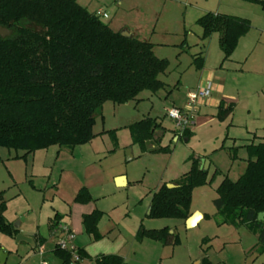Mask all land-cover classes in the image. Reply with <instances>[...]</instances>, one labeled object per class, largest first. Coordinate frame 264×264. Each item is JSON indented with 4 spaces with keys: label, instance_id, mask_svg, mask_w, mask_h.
<instances>
[{
    "label": "rangeland",
    "instance_id": "374dc122",
    "mask_svg": "<svg viewBox=\"0 0 264 264\" xmlns=\"http://www.w3.org/2000/svg\"><path fill=\"white\" fill-rule=\"evenodd\" d=\"M77 2L91 12H105L107 17L100 18L112 29L126 30L152 42L155 55L168 61L159 75L165 86L155 93L144 90L137 100L126 103L105 101L93 125L95 136L86 143L73 147L50 145L25 157L21 156L23 150L0 146V192L6 202L5 217L17 227L18 223L33 226L39 222L40 232L47 234L50 218L59 212L58 222L64 223L63 217L71 208L69 197L84 186L92 196L89 202L104 212L99 221L103 233L120 231L131 244L140 241L135 237L140 224L144 228L170 226L179 236L178 243L171 246L176 254L188 251L197 256L204 252L215 264H251L253 259L254 264L262 262L264 252L251 250L257 242L255 232L245 224L221 223L213 199L222 177L236 180L245 170L246 145L252 142V132L248 131L252 124L245 123L250 117L247 108L256 114L261 105V119L264 117V10L249 0ZM209 11L246 17L251 22L229 59L222 60L218 33L200 39L201 27L196 20ZM200 54L204 57L203 68L196 69L193 57ZM210 72L215 75L207 79ZM208 80L222 86L224 93L237 96L240 105L234 107L231 117H214L199 126L194 125V115L205 112L208 98L197 100L200 111L193 115L189 127L193 132L173 139L174 123L167 111L184 107L187 93ZM210 95H214L213 90ZM145 116L155 117L165 130L156 129L154 139L147 141L142 150L132 142L127 125ZM161 146L169 150L155 149ZM191 156L210 161L208 178L217 170L212 182L196 186L191 192L190 209H199L204 218L196 226L185 227L181 219L148 216L154 190L186 172ZM119 175L127 179V184H117ZM144 241L156 243L159 252L163 249L160 242ZM248 250L252 252L247 254ZM173 259L166 258L164 263Z\"/></svg>",
    "mask_w": 264,
    "mask_h": 264
},
{
    "label": "trees",
    "instance_id": "16d2710c",
    "mask_svg": "<svg viewBox=\"0 0 264 264\" xmlns=\"http://www.w3.org/2000/svg\"><path fill=\"white\" fill-rule=\"evenodd\" d=\"M264 10V0H249ZM196 23L200 39L218 33L223 59L231 57L239 39L251 28L248 18L220 12H206ZM0 26L10 34L0 36V146L28 153L50 145L73 147L90 141L98 110L110 100L121 104L137 100L144 91L164 88L159 78L168 65L154 53V45L136 36H123L77 0H0ZM202 54L193 57L196 69L203 67ZM233 105L217 106L216 117L224 119ZM133 143L146 149L156 129L165 128L155 117L145 116L127 125ZM191 134L189 129L184 137ZM159 137L156 139L158 140ZM244 172L231 180L224 176L213 199L221 223L245 224L257 235L251 249L264 252V222L257 214L264 211V141L246 145ZM169 150L167 146L155 148ZM208 170L200 168L199 159L191 156L189 169L172 181L162 183L152 194L148 216L185 221L190 215L191 192L196 186L213 181ZM92 199L81 187L74 201ZM6 202L0 192V233L15 237L18 229L5 218ZM103 212L97 208L82 216L84 231L100 238L98 222ZM58 215L56 214L54 218ZM205 216V215H204ZM55 224V222L53 223ZM136 239L148 238L162 245H175L176 232L168 226L144 228L139 225ZM248 251V253L251 252ZM58 264H80L88 255L79 247V260L69 250L57 245L53 249ZM95 264H126L118 254H101ZM201 264H213L206 257ZM257 264H264L259 262Z\"/></svg>",
    "mask_w": 264,
    "mask_h": 264
},
{
    "label": "crops",
    "instance_id": "0c3cea01",
    "mask_svg": "<svg viewBox=\"0 0 264 264\" xmlns=\"http://www.w3.org/2000/svg\"><path fill=\"white\" fill-rule=\"evenodd\" d=\"M206 75V78L208 79V77L210 78L211 75L214 76L215 74H213V72H210ZM211 84L212 90L214 91V95H210L206 100L204 104V106H206V109L204 110L205 112L199 114L198 111H200V108L197 110L198 113L196 112V117L194 115V125L197 123V125L200 126L208 121L213 120L214 117H216L217 106L220 101H223L225 106L229 104L233 105V111L227 117H231L234 113V107L236 106L237 108L240 105V101L237 96L233 94L224 93L222 86L219 87L218 85L213 84V82ZM258 102H260V95L258 97ZM260 106L261 105L258 106L259 111L256 114L250 113V109L247 108V112L250 117L245 123L252 124L250 126L252 127V130L248 129V131L252 132L251 141L254 143H256V139H258L257 142L264 141V117L263 119H261ZM248 107H250V105ZM191 132H193V129L191 130ZM175 133V130H172L173 139H175ZM204 160L206 159H199L200 167L204 165ZM209 167L210 161H208L207 170L209 169ZM214 171L217 170L214 169ZM221 180H219V182ZM172 181L173 180H167L164 182L167 184L171 183ZM219 182L217 183V185L219 184ZM124 184H127L126 178L124 179ZM81 187L77 188L73 196L69 197V200L71 202V208L69 209L68 213L65 214V217H63L64 223L67 224L75 234L74 242L76 246L81 248L88 255L87 257L80 260V264H95L93 258L101 254H118L124 258L126 264H201V261L204 257H206L211 263H213L209 259V257L204 254V252H198L196 254L197 256H192L188 251L186 253L183 252L182 254H179L177 252L176 254L175 247H171L172 245H163V249H161L160 253L159 247L156 243H149L144 241L148 238H143L142 240L137 241L136 243L129 244V239L125 237L120 231L115 232L114 234H107L106 232L103 233L100 229V222H98V231L100 233V238L93 239L91 235L87 234L84 231L82 225V216L86 213H90L93 209L96 208V206H94V204L91 202L78 203L74 201V196ZM149 210L150 209H148V211ZM193 212L199 213L200 216L196 218V222L191 226H187L185 223V227L196 226L204 218V214L199 209L191 210V214ZM58 213L59 212H57L56 214L58 215ZM58 216L56 218H54L55 216L50 218L48 222L49 229L47 234H42L40 232L39 222L38 224H35L33 226H22V224L18 223V227H16L18 229V232H21L22 235L30 237L32 239V243H28L25 240L16 241L15 237H10L1 233L2 235L0 234V264H39L42 260L47 261L49 264H58V259L54 256L53 249L55 248L56 240L59 238V235L57 233H53L52 230V227L54 225L53 223L58 222ZM168 227L170 228V232H176L175 229L171 228L170 226ZM152 241L158 242L155 240ZM169 246L171 247V249H164L169 248ZM248 251L247 254H249ZM166 258L168 260L169 258L174 259L173 261H168L169 263H164V259ZM254 262L255 260L253 259L251 264H254ZM235 264L250 263H247L246 261H240Z\"/></svg>",
    "mask_w": 264,
    "mask_h": 264
},
{
    "label": "built area",
    "instance_id": "2783aa9c",
    "mask_svg": "<svg viewBox=\"0 0 264 264\" xmlns=\"http://www.w3.org/2000/svg\"><path fill=\"white\" fill-rule=\"evenodd\" d=\"M97 14L102 17H107L105 12L97 11ZM212 90V84L210 81H206L202 86L197 87L196 90L189 91L187 93V103L184 107H172L167 111V116L174 123L175 128V139L183 136L186 129L193 123V115L197 112L196 107L197 100H203L208 98ZM53 233H57L59 238L56 245L65 250L71 252L73 260H79V255L77 254V246L74 242L75 234L73 230L65 223H55L52 227ZM39 264H49L47 261L42 260Z\"/></svg>",
    "mask_w": 264,
    "mask_h": 264
},
{
    "label": "water",
    "instance_id": "95a60500",
    "mask_svg": "<svg viewBox=\"0 0 264 264\" xmlns=\"http://www.w3.org/2000/svg\"><path fill=\"white\" fill-rule=\"evenodd\" d=\"M9 34H10V30H9L8 28L0 26V36L4 37V36L9 35ZM120 34L123 35V36H126V37L131 36L130 32H128V31H126V30L120 31ZM130 156H131V154H129L128 157H130ZM207 165H208V161H207V160H204V165L202 166L203 169H207ZM202 167H200V168H202ZM124 179H125V177H124L123 175L116 177L117 184H118V185H124ZM166 185H167L168 187H173V186H174L172 183H167ZM148 213H149V211H148ZM197 215H199V213H197V212H193V213H192V214H191V215L185 220L186 225H187V226H191L192 223H193L194 218H195ZM256 218H257V220H260V221H263V222H264V211L259 212V213L257 214V217H256ZM14 227L16 228V227H17V224H14ZM15 239H16V241H19V240H25V241H27L28 243H32V239H31L30 237H27V236H25V235H22V234L19 233V232L15 235Z\"/></svg>",
    "mask_w": 264,
    "mask_h": 264
},
{
    "label": "bare ground",
    "instance_id": "6f19581e",
    "mask_svg": "<svg viewBox=\"0 0 264 264\" xmlns=\"http://www.w3.org/2000/svg\"><path fill=\"white\" fill-rule=\"evenodd\" d=\"M199 216H200V215H197V216L194 218L192 225L196 222V218L199 217Z\"/></svg>",
    "mask_w": 264,
    "mask_h": 264
}]
</instances>
